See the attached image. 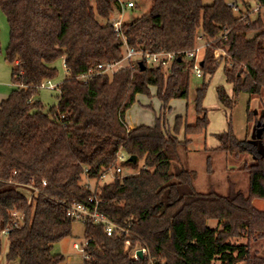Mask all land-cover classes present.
<instances>
[{
	"label": "trees",
	"instance_id": "16d2710c",
	"mask_svg": "<svg viewBox=\"0 0 264 264\" xmlns=\"http://www.w3.org/2000/svg\"><path fill=\"white\" fill-rule=\"evenodd\" d=\"M126 1L0 0L10 29L4 57L14 85L0 104V233L12 225L14 212L25 217L24 225L7 236V263L61 264L64 257L52 250L73 234L68 207L93 199L127 233L110 237L104 227L84 222L89 259L83 264H264V211L255 205L264 200V113L257 117L248 111V122L260 129V144L238 139L230 125L215 134L218 146L206 149L208 172L212 154L254 158L244 166L247 193L233 183L227 195L200 192L196 173L172 163L188 151L192 136L207 133V77L223 61L233 95L219 86L222 105L232 109L242 93L264 94V17L239 16L229 0H154L147 13L123 24L121 37L111 21ZM255 1L264 9V0ZM200 34L206 47L197 119L190 124L186 116H177L171 128L166 113L172 100L189 97L195 75L187 55ZM126 45L177 57L167 76L163 67L146 65L144 71L127 66L95 75L87 83L79 78L99 63L124 60ZM217 50L225 53L223 59H216ZM59 60L69 72L59 87L58 106L45 112L36 97L58 76L54 64ZM139 95L161 103L154 126L126 124ZM121 152L137 158L124 163L137 168L141 161L143 168L116 175L95 191L86 187L84 179L101 182ZM127 242L131 250L147 247L148 254L134 260Z\"/></svg>",
	"mask_w": 264,
	"mask_h": 264
},
{
	"label": "rangeland",
	"instance_id": "374dc122",
	"mask_svg": "<svg viewBox=\"0 0 264 264\" xmlns=\"http://www.w3.org/2000/svg\"><path fill=\"white\" fill-rule=\"evenodd\" d=\"M154 0H127L125 3L133 2L134 8H126L123 11V22L129 23L140 16L147 13ZM250 2L252 6H246L245 3ZM236 4L233 0H229V4H233L234 8L239 16H249L254 19L259 13L264 17V9L255 0H237ZM260 7V11L255 12L256 7ZM120 14L113 16L112 20H117ZM10 29L7 18L0 7V93L9 96L11 94L12 86V66L8 64L4 57L5 49L9 43ZM130 62L125 60L121 66H128ZM58 68V76L51 80L52 87L44 86L40 89L36 100H40L44 106L45 112L50 111L53 107L58 106L60 96V85L66 79L67 72L62 60L57 61L54 64ZM224 61L219 67L218 71L210 80L207 96L204 101V106L208 110L209 126L207 129V136L205 134L192 136L194 139L193 144L189 147L187 153L181 154V162L183 165L190 169L195 170L198 173V179L196 181V188L201 192H208L213 187L218 192L227 195L229 194L232 181L238 185V188L243 192L249 190V175L244 171L245 164L250 165L254 162L253 157H244L242 159H236L233 156H227L222 154L216 159L217 154H212L214 159L213 163L216 170L213 174L208 173L207 157L205 153V147L209 148L218 145V141L215 138V134H219L227 131L230 125L233 128V132L240 140H248L260 144V129H257L255 123L248 122V111L258 114L259 108L262 109L261 117L264 113V94L260 96H250L249 94L242 93L236 99V104L232 109L225 107L218 99L217 88L224 86L229 95H233L232 87L226 82V76L224 73ZM203 83L202 79H198L195 76L191 77L190 92L188 99H174L171 101V112L166 113L168 126L174 127L175 119L177 116H186L190 124H194L197 119L195 111V98L196 91L201 87ZM155 94V90L153 91ZM161 110V103L155 97H148L145 95H139L136 103L126 113V124L128 126L137 127L140 125L154 126L156 123L155 113H159ZM183 137V134L180 135ZM256 140V141H255ZM207 143V145H206ZM127 156V155H126ZM128 158V157H127ZM177 164L180 162L177 161ZM122 168L121 175L136 174L143 168V163L138 162L137 168L130 163H121ZM214 169V168H213ZM113 178L109 175L105 180L101 182L90 181L84 179L85 184H89V188L92 191L96 190L98 185L103 182H109ZM26 192V191H25ZM257 208L264 211V200H257L255 202ZM0 239L3 244V254L0 256V264H7L5 255L8 250V238L4 233H0ZM85 242V226L82 222L76 221L73 224V234L71 237L65 238L56 242L53 246L52 253L54 255H62L64 261L61 264H67L68 259H72V264H83L82 244ZM77 244L78 248L74 247ZM260 247V254L264 255V244Z\"/></svg>",
	"mask_w": 264,
	"mask_h": 264
},
{
	"label": "built area",
	"instance_id": "2783aa9c",
	"mask_svg": "<svg viewBox=\"0 0 264 264\" xmlns=\"http://www.w3.org/2000/svg\"><path fill=\"white\" fill-rule=\"evenodd\" d=\"M122 3V2H121ZM230 6H233V4H229ZM135 4L133 2L122 3V12L120 13L117 20H112L111 24L114 27L117 34L121 37H123L122 29H123V11L126 8H134ZM260 11V7L255 8V12ZM206 47V38L203 34H200L197 37V46L195 50L187 55L188 59L194 60V66H193V73L195 77L198 79L204 78V73L201 67V61H202V54ZM125 58L122 61H115V62H102L96 65L94 69L89 70L88 72L81 74L80 79L87 83L93 76L95 75H104V74H114L115 72L119 71L122 68H125L124 66H121L122 62L125 60H128L130 64L129 67L135 68L139 67V62H144L145 65H149L152 67H163L165 76L169 74L170 67L173 64L174 60L176 59L175 53H169V52H150L144 48H132L126 45L125 47ZM216 59H223L225 57V53L222 50H217L215 53ZM127 67V66H126ZM66 72H69L68 69L65 67ZM52 87L51 81H47L43 84L44 86ZM123 152H121L118 155V162L115 167L107 171L105 174H103L100 177V181L105 180L109 175L112 178H115L116 175H121L122 168L120 166L121 163H124L128 158ZM44 184H46L44 182ZM89 184H86V187L89 188ZM67 215L69 218L74 220L75 222H86L90 221L95 225H100L104 227L105 232L108 236L112 237L114 233L117 231L120 232L121 235L126 234L127 231L115 223H113L110 219L107 218L106 215H104L100 209H99V202L96 200L91 199L89 204H82V203H72L68 207ZM12 225L5 229L2 233H4L6 236L10 234V232L13 229L20 228L24 225V215L20 214L18 212H14L12 214ZM88 244L87 241H85L82 244V253H83V260L89 259V255L85 252V247ZM78 248V246H75ZM126 247L131 250L130 242H127ZM139 251H142L143 256L148 254V248L143 246H136L134 249L131 250V256L134 260H139L141 257L138 255Z\"/></svg>",
	"mask_w": 264,
	"mask_h": 264
},
{
	"label": "crops",
	"instance_id": "0c3cea01",
	"mask_svg": "<svg viewBox=\"0 0 264 264\" xmlns=\"http://www.w3.org/2000/svg\"><path fill=\"white\" fill-rule=\"evenodd\" d=\"M224 67V66H223ZM230 85V84H229ZM231 87H232V85H230ZM11 88H12V90H11V92L13 91V89H14V85L12 84V86H11ZM6 98H8V96L6 95V94H1L0 93V104H1V102L3 101V100H5ZM261 112H262V109L261 108H259V111H258V114L257 115H260L261 114ZM130 128H134V127H132V126H129ZM208 134L206 133L205 134V136H207ZM256 141V140H255ZM206 145H207V143H206ZM218 146V145H217ZM217 146H213V147H211V148H215V147H217ZM211 148H209L208 146H206L205 147V153L207 154V155H209V153L206 151V149L208 150V149H211ZM183 154H185V153H187V152H182ZM181 153V154H182ZM222 155V153L221 154H217L216 155V159H218L220 156ZM177 161L178 162H180V164H177ZM213 161H214V159L212 158V163H213ZM172 163H173V165H174V167L175 166H184L183 165V163L181 162V157L178 159V160H173L172 161ZM213 166H214V164H213ZM212 166V167H213ZM185 167V166H184ZM186 168V167H185ZM214 168V169H213ZM212 168V171L211 172H208L209 174H213V172H214V170H216L215 169V167H213ZM188 169V168H187ZM190 170V169H189ZM191 171H193V172H195L196 173V181H197V179H198V173L195 171V170H191ZM196 181H195V187H196ZM231 183H233L234 185H235V189L236 190H240L239 188H238V185L237 184H235L233 181L231 182ZM197 189V188H196ZM198 190V189H197ZM211 190H216V189H214L213 187L211 188ZM199 191V190H198ZM210 191V190H209ZM217 191V190H216ZM201 192V191H200ZM203 193H205V192H203ZM207 193V192H206ZM77 244H74V247L76 246ZM72 259L71 258H69L68 259V262H67V264H72ZM8 264V263H7Z\"/></svg>",
	"mask_w": 264,
	"mask_h": 264
},
{
	"label": "water",
	"instance_id": "95a60500",
	"mask_svg": "<svg viewBox=\"0 0 264 264\" xmlns=\"http://www.w3.org/2000/svg\"><path fill=\"white\" fill-rule=\"evenodd\" d=\"M139 67H140V69H141L142 71H144V70L146 69V65H145L144 62H142V61L139 62ZM136 161H137V158H136L135 156H132V157H129V158H128V162H133V163H135ZM138 255H139L140 257H143V253H142V251H139Z\"/></svg>",
	"mask_w": 264,
	"mask_h": 264
}]
</instances>
